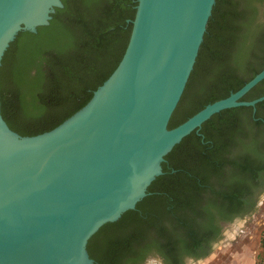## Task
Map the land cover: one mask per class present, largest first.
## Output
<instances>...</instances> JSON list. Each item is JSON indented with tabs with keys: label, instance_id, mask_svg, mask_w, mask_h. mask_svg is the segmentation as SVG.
Listing matches in <instances>:
<instances>
[{
	"label": "water",
	"instance_id": "95a60500",
	"mask_svg": "<svg viewBox=\"0 0 264 264\" xmlns=\"http://www.w3.org/2000/svg\"><path fill=\"white\" fill-rule=\"evenodd\" d=\"M215 0H137L129 39L90 99L49 131L20 135L0 108V264H94L87 242L134 209L165 155L264 79L169 128ZM62 0H0V64L20 31L49 24Z\"/></svg>",
	"mask_w": 264,
	"mask_h": 264
},
{
	"label": "trees",
	"instance_id": "16d2710c",
	"mask_svg": "<svg viewBox=\"0 0 264 264\" xmlns=\"http://www.w3.org/2000/svg\"><path fill=\"white\" fill-rule=\"evenodd\" d=\"M137 0H62L49 24L20 31L0 64V108L20 135L59 125L91 98L113 72L126 48ZM264 66V0H215L194 67L168 127L225 98ZM264 95V79L241 100ZM239 147L242 160H222ZM264 158V100L224 109L165 155L162 174L134 209L103 224L88 240L94 264H139L146 253L170 247L171 237L193 235L189 213L210 179L230 165L231 180L257 170ZM253 158V159H252ZM246 159V160H245ZM256 162V160H255ZM231 198V195H226ZM199 204H203L201 200ZM171 229L166 232L163 220ZM262 246L264 247V231Z\"/></svg>",
	"mask_w": 264,
	"mask_h": 264
},
{
	"label": "flooded vegetation",
	"instance_id": "af4514ba",
	"mask_svg": "<svg viewBox=\"0 0 264 264\" xmlns=\"http://www.w3.org/2000/svg\"><path fill=\"white\" fill-rule=\"evenodd\" d=\"M240 152L239 147L225 151L219 163L227 159L240 162ZM255 160L251 161L257 171L251 175L239 174L237 182L231 180V166L222 165L221 178L210 179L207 188L202 191V198L193 205V209L199 213L193 210V213L188 214L189 223L194 229L193 235H188L184 241H177L178 235H173L169 248L146 253L139 264L149 261L153 264H198L222 249L233 237L235 229L254 216L264 198V158L259 160L256 157ZM229 194L231 198L226 197ZM199 200L203 204H199ZM163 221L168 233L171 226L167 219Z\"/></svg>",
	"mask_w": 264,
	"mask_h": 264
},
{
	"label": "rangeland",
	"instance_id": "374dc122",
	"mask_svg": "<svg viewBox=\"0 0 264 264\" xmlns=\"http://www.w3.org/2000/svg\"><path fill=\"white\" fill-rule=\"evenodd\" d=\"M263 231L264 198L254 216L235 229L233 237L222 246V249L198 264H264V247L261 244ZM146 264L153 262L149 261Z\"/></svg>",
	"mask_w": 264,
	"mask_h": 264
}]
</instances>
